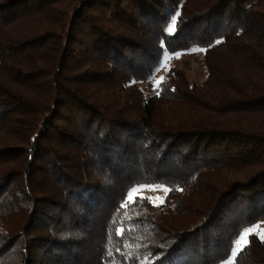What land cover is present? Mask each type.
I'll use <instances>...</instances> for the list:
<instances>
[{
    "label": "trees",
    "instance_id": "obj_1",
    "mask_svg": "<svg viewBox=\"0 0 264 264\" xmlns=\"http://www.w3.org/2000/svg\"><path fill=\"white\" fill-rule=\"evenodd\" d=\"M193 47L201 82L144 88ZM248 229L264 264V0H0V264H220Z\"/></svg>",
    "mask_w": 264,
    "mask_h": 264
},
{
    "label": "rangeland",
    "instance_id": "obj_2",
    "mask_svg": "<svg viewBox=\"0 0 264 264\" xmlns=\"http://www.w3.org/2000/svg\"><path fill=\"white\" fill-rule=\"evenodd\" d=\"M204 50L199 47H193L184 51L176 52L174 54L166 53L160 66L157 68L154 76L145 83L144 88L148 92H152L155 84L165 77L167 70L172 66H184L187 69L188 77L190 80L201 82L205 78V65H204ZM166 195V188L161 185L152 186H136L133 187L127 194L128 201L132 202L134 197L147 198L151 203L158 205ZM252 229L246 230L238 242L236 243L232 254L220 264H234L233 255L243 246L247 241V235Z\"/></svg>",
    "mask_w": 264,
    "mask_h": 264
},
{
    "label": "snow or ice",
    "instance_id": "obj_3",
    "mask_svg": "<svg viewBox=\"0 0 264 264\" xmlns=\"http://www.w3.org/2000/svg\"><path fill=\"white\" fill-rule=\"evenodd\" d=\"M177 15H179V14H177ZM145 199H147V198H145ZM161 202H163V200H161ZM156 206H158V205H156ZM260 239H261V243H264V235H262ZM245 246H247V245H245ZM137 254H138V253H137ZM151 255H152V254L149 253V256H151ZM128 258H131V257H128ZM160 258H161V257H159V256L156 257L157 260L160 259Z\"/></svg>",
    "mask_w": 264,
    "mask_h": 264
}]
</instances>
